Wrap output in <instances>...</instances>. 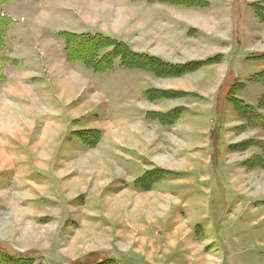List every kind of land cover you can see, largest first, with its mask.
I'll return each instance as SVG.
<instances>
[{
  "label": "rangeland",
  "instance_id": "obj_1",
  "mask_svg": "<svg viewBox=\"0 0 264 264\" xmlns=\"http://www.w3.org/2000/svg\"><path fill=\"white\" fill-rule=\"evenodd\" d=\"M23 1L2 11L20 17L33 8ZM210 2L213 21L188 19L210 35L196 29L176 52L152 41L145 49L172 65L220 55L181 72L157 64L156 73L153 61L151 70L126 69L117 59L95 73L66 61L65 40L48 31L61 24L44 23L37 9L25 14L31 24L13 33L26 37L7 38L0 53L16 60L0 66L6 256L34 252L24 264H264V22L254 11L264 0ZM234 100L253 110L248 121ZM133 103L140 112H129Z\"/></svg>",
  "mask_w": 264,
  "mask_h": 264
},
{
  "label": "crops",
  "instance_id": "obj_2",
  "mask_svg": "<svg viewBox=\"0 0 264 264\" xmlns=\"http://www.w3.org/2000/svg\"><path fill=\"white\" fill-rule=\"evenodd\" d=\"M23 3L27 6L33 5L32 9H37L39 13L37 16L48 17L49 20L44 21V23H49L50 25H62L63 30H58L48 24V26H50L48 27L49 32L51 31L55 34L58 32L72 34H101L126 44L134 53L138 54H148L145 49L150 48L151 41L154 42V45H157L158 48H164L165 50L167 48L174 49L175 52L177 49L181 50V48L185 46L184 42H182L183 39L188 41L191 39L190 36L193 33H196L197 30H200L207 35H210V32H213L198 28L196 25L192 24V22H189L188 19L194 21L201 16V19L213 21L214 19L210 18H213L215 15V13L210 10L212 6L210 0H206V4H208L206 8H200V6L189 3L188 1L173 2L171 0H159L154 3L149 0H24ZM88 6H92L95 9L88 10L86 9ZM104 6L111 10H108V12L103 10ZM32 9L30 8V10L28 9L27 11L24 9V12H22L20 17H12V15L3 11L15 21L7 32L8 39H16L17 36V39L21 40L24 36L26 37V35L21 32H18L16 33L17 35H15L13 30H20L22 22L27 26L28 24H31L25 14L28 15ZM151 9L154 11L158 10V17L155 19L151 18ZM201 10L206 11L202 12ZM83 12L89 17V22L84 18L85 16ZM34 18L35 17H33V19ZM255 18L257 17L255 16ZM151 25L155 26L153 30L150 28ZM185 27H188L187 29H189V31H186ZM12 52V55L15 57H23V55L16 53V49H13ZM62 54H64L66 59L64 50ZM155 57L163 60L160 55ZM218 57H220V55ZM65 59L63 57V61H65ZM203 59L200 61H204ZM66 61L68 60L66 59ZM164 61L168 62L166 60ZM220 64H223V59L221 62L219 61V63L211 64L202 69ZM222 67L224 73L228 67H226L225 70V66ZM216 75L217 74H215V76ZM210 79L211 78L207 79L206 82H210ZM222 81L224 82V79H222L221 82ZM219 85H221L220 82L218 86ZM132 101H134V103L138 102L139 104L137 96H132ZM142 102L144 103L141 99L140 103ZM137 107L138 106L134 104L130 107L129 112H140V109L138 110ZM194 116V118H196V116L200 117L202 115L195 114ZM200 132L203 137L206 135L209 136V128L206 131L201 128ZM204 143V139L197 140L198 146H204Z\"/></svg>",
  "mask_w": 264,
  "mask_h": 264
},
{
  "label": "trees",
  "instance_id": "obj_3",
  "mask_svg": "<svg viewBox=\"0 0 264 264\" xmlns=\"http://www.w3.org/2000/svg\"><path fill=\"white\" fill-rule=\"evenodd\" d=\"M12 1L14 0H0V53H3V54L8 52L7 32L9 28L15 23V21L2 11V7ZM34 1H39V0H34ZM201 1H204V0H201ZM255 7H256L255 11H256L257 16L264 22V9L262 8L260 4L259 5L257 4ZM56 35H58L59 37H62L65 40L66 45L64 48V53L66 57L68 58V60L79 61L85 67L93 70L95 73L108 70L113 65L114 61L117 59H119L121 66H123L126 69H145L146 70L148 68L147 70H151L150 64H147L146 62L153 61L154 63H156V65L158 64L160 67L173 70L172 72H178V71L181 72L183 69L191 68L192 65L194 67H197V66L199 67L201 65L211 63L216 58H218L217 56V57L209 58L204 61L190 62L184 65H172V64L165 63V62H160L158 59L149 57L146 54L134 53L133 51L129 49V47L126 44L122 42H117L101 34H72V33H66V32H58ZM72 41L74 43V48L78 49V47H80L79 50L81 51H79L77 55L73 54L71 56L72 51H70V44H72L71 43ZM85 45H88L89 47L86 48ZM107 45L111 46L112 50L109 51L108 54L104 55L103 57L99 59H96V57L94 58L95 55L97 56L99 51L108 47ZM119 48H122L120 49L121 51H119ZM90 51L91 52L94 51V56L90 60H88L87 58H88ZM5 63H9L10 66H12L13 64L16 63V60L8 59L6 55L0 54V66ZM145 64L149 66H146ZM158 65L154 69L156 73L161 72L160 71L161 68L159 69ZM259 78L264 81V70L262 71V73L259 74ZM1 80H3V77L1 74V70H0V81ZM262 101L264 102V98ZM233 104L238 107H243L246 110V113L244 114L246 116V118L244 117L246 121H248L247 119L248 116L250 118L252 117L251 115L254 114L253 110L250 107L246 106V104H244L242 100H234ZM262 105L264 106V103H262ZM258 144L264 147V142H261ZM262 151L264 153V150ZM5 254H6V251L0 247V261H3L5 264H24V262H26L27 259L30 258L29 256L34 254V252H29L30 255L28 256L27 255L25 256L24 255H13L9 257V256H6ZM92 255L91 256L93 258H96L95 254H92ZM90 258L88 259L90 260Z\"/></svg>",
  "mask_w": 264,
  "mask_h": 264
},
{
  "label": "bare ground",
  "instance_id": "obj_4",
  "mask_svg": "<svg viewBox=\"0 0 264 264\" xmlns=\"http://www.w3.org/2000/svg\"><path fill=\"white\" fill-rule=\"evenodd\" d=\"M135 218V217H134Z\"/></svg>",
  "mask_w": 264,
  "mask_h": 264
}]
</instances>
